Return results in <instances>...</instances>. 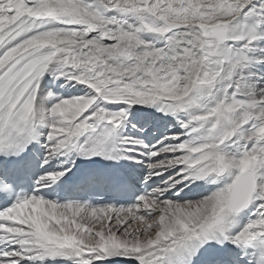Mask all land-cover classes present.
I'll return each instance as SVG.
<instances>
[{
	"label": "snow or ice",
	"instance_id": "6c2138e0",
	"mask_svg": "<svg viewBox=\"0 0 264 264\" xmlns=\"http://www.w3.org/2000/svg\"><path fill=\"white\" fill-rule=\"evenodd\" d=\"M0 264H264V0H0Z\"/></svg>",
	"mask_w": 264,
	"mask_h": 264
}]
</instances>
